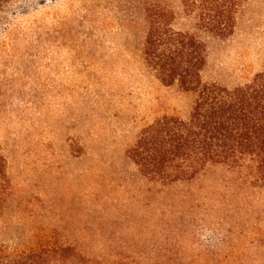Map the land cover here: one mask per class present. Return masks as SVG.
Masks as SVG:
<instances>
[{
    "label": "rangeland",
    "instance_id": "1",
    "mask_svg": "<svg viewBox=\"0 0 264 264\" xmlns=\"http://www.w3.org/2000/svg\"><path fill=\"white\" fill-rule=\"evenodd\" d=\"M188 0H0V153L9 251L64 241L104 264H264V187L249 166L151 181L130 157L143 129L187 119L196 100L147 67V10L206 45L203 83L236 88L264 71V0L219 38ZM192 10V11H191Z\"/></svg>",
    "mask_w": 264,
    "mask_h": 264
},
{
    "label": "trees",
    "instance_id": "2",
    "mask_svg": "<svg viewBox=\"0 0 264 264\" xmlns=\"http://www.w3.org/2000/svg\"><path fill=\"white\" fill-rule=\"evenodd\" d=\"M247 0H188L196 9L198 28L219 38L231 36L236 15ZM192 11V10H191ZM150 22L143 56L164 86L178 84L194 92L187 119L175 116L148 125L129 154L141 173L162 185L189 182L206 170L226 166L254 170L264 187V71L236 88L202 81L207 63L205 43L192 33L172 27L170 9L147 10ZM7 163L0 153V214L9 188ZM0 264H104L64 241L41 239L29 249L9 251L0 242ZM116 264H126L124 258Z\"/></svg>",
    "mask_w": 264,
    "mask_h": 264
}]
</instances>
